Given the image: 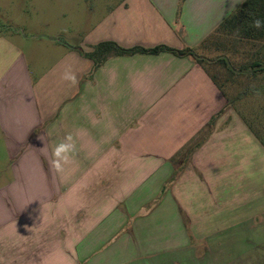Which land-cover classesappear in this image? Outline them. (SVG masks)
I'll return each instance as SVG.
<instances>
[{
  "label": "crops",
  "instance_id": "0c3cea01",
  "mask_svg": "<svg viewBox=\"0 0 264 264\" xmlns=\"http://www.w3.org/2000/svg\"><path fill=\"white\" fill-rule=\"evenodd\" d=\"M243 1L116 0L77 44L0 29V264H264V144L206 69L161 52L94 70L79 50L201 55ZM68 134L74 162L57 173Z\"/></svg>",
  "mask_w": 264,
  "mask_h": 264
},
{
  "label": "trees",
  "instance_id": "16d2710c",
  "mask_svg": "<svg viewBox=\"0 0 264 264\" xmlns=\"http://www.w3.org/2000/svg\"><path fill=\"white\" fill-rule=\"evenodd\" d=\"M256 19L264 21V0H244L232 13H230L221 24L214 30V32L208 36L203 42L202 46L206 48H214L215 50L219 47H227L224 43L222 36L227 37L230 41V46L243 43L250 44L249 52L246 51V56L241 62H233L227 56H220L215 59H210L205 56L199 55L194 48H173L171 46L161 44L155 47L146 48L142 46H134L125 48L120 46L114 41H102L93 46L92 51H84L79 47L80 52L87 58L94 61V70L100 67L111 55H132L136 53L146 54H158L161 52H171L176 55H192L196 61L202 65L206 71L210 74L213 81L218 85L224 92L228 99V105L234 106L239 113L242 115L245 122L249 125L252 132L256 137L264 144V137L254 127L252 119L258 120L260 115L251 113L250 117L245 111L239 110L238 102L243 97L242 93L250 90V96L256 97L258 95H264V26L257 29L252 27V22ZM241 43V44H240ZM239 53L242 54V51ZM222 65L227 71L224 72H212L209 66ZM227 73V75H225ZM225 75V76H224ZM238 76H242L245 84V89L241 92L231 93L227 91L226 85L235 83ZM223 78V79H222ZM253 95V96H252ZM210 121L206 129L200 131V133L192 138L182 148V162L186 163L195 149L204 141L207 137L213 123ZM258 124L260 122L257 121Z\"/></svg>",
  "mask_w": 264,
  "mask_h": 264
},
{
  "label": "rangeland",
  "instance_id": "374dc122",
  "mask_svg": "<svg viewBox=\"0 0 264 264\" xmlns=\"http://www.w3.org/2000/svg\"><path fill=\"white\" fill-rule=\"evenodd\" d=\"M115 2L116 0H0V29L9 28L11 32L19 30L29 36L44 35L40 37V44L46 47L52 46V42L44 38L45 36L60 40L64 45L77 44L98 19L99 15L95 13L106 10L107 5H113ZM221 38L226 48L222 46L215 50L202 46L200 54L216 61L220 56H227L233 62L243 61L246 51L250 50V44L230 46V39L228 41L224 36ZM33 40L32 42H37ZM48 63L47 59L42 65H48ZM209 67L212 72L227 71L222 65H217L215 68ZM247 83L242 76H238L235 83L229 82L225 87L231 93H242ZM242 95L238 102L239 110L245 111L249 118L252 117H250V111L260 115L258 120L251 119L254 127L264 137V95L251 97L250 90ZM2 162L0 160V166Z\"/></svg>",
  "mask_w": 264,
  "mask_h": 264
},
{
  "label": "clouds",
  "instance_id": "9594fccd",
  "mask_svg": "<svg viewBox=\"0 0 264 264\" xmlns=\"http://www.w3.org/2000/svg\"><path fill=\"white\" fill-rule=\"evenodd\" d=\"M264 26V21L256 19L252 22V27L261 28ZM62 79L71 82L72 85H76L79 81L75 73H65ZM76 152V143L72 134H68L65 138L58 143L52 150V159L50 161L52 169L57 173L64 171V166L72 164L74 154Z\"/></svg>",
  "mask_w": 264,
  "mask_h": 264
}]
</instances>
